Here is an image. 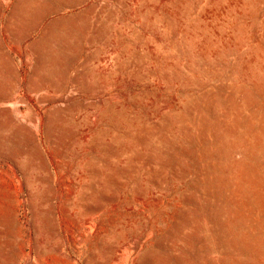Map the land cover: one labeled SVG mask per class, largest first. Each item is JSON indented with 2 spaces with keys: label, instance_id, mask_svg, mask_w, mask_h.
Wrapping results in <instances>:
<instances>
[{
  "label": "rangeland",
  "instance_id": "rangeland-1",
  "mask_svg": "<svg viewBox=\"0 0 264 264\" xmlns=\"http://www.w3.org/2000/svg\"><path fill=\"white\" fill-rule=\"evenodd\" d=\"M0 264H264V0H0Z\"/></svg>",
  "mask_w": 264,
  "mask_h": 264
}]
</instances>
